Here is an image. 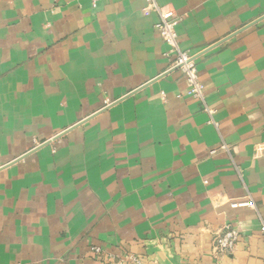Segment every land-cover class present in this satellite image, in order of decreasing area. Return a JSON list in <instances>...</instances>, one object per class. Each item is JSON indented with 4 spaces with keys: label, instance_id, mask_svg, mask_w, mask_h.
<instances>
[{
    "label": "crops",
    "instance_id": "0c3cea01",
    "mask_svg": "<svg viewBox=\"0 0 264 264\" xmlns=\"http://www.w3.org/2000/svg\"><path fill=\"white\" fill-rule=\"evenodd\" d=\"M158 2L212 115L146 0H0V264H264V0Z\"/></svg>",
    "mask_w": 264,
    "mask_h": 264
},
{
    "label": "built area",
    "instance_id": "2783aa9c",
    "mask_svg": "<svg viewBox=\"0 0 264 264\" xmlns=\"http://www.w3.org/2000/svg\"><path fill=\"white\" fill-rule=\"evenodd\" d=\"M95 3L97 0H93ZM146 8L145 11L147 12H157L160 16V20L156 25V29L159 32L160 36L165 40V42L170 46L173 52H176V66L183 70L186 76V82L188 86V92L190 95L195 97L196 99L200 100L204 109L213 114V111L207 106L205 100V91L204 85L199 77V72L197 65L195 64L194 57L188 52L181 48L178 36L177 26L181 21L182 17L176 14H172V12L167 11L161 6L158 0H146ZM211 123H216L213 118L210 120ZM222 149H228V145L226 143L220 146ZM217 149H213L212 153H216ZM234 207L238 206H255L253 200H247L240 203L232 204ZM261 233L264 235V223L261 226ZM240 236V230L237 227L232 226L231 224H226L224 229L219 234H216L214 238V252L218 253H233ZM91 252L95 255L97 261H107L112 262L117 260L116 256L107 255L104 253L101 247L99 246H92ZM130 260L137 261L138 258L135 256H128ZM106 259V260H104ZM21 264V263H18Z\"/></svg>",
    "mask_w": 264,
    "mask_h": 264
},
{
    "label": "rangeland",
    "instance_id": "374dc122",
    "mask_svg": "<svg viewBox=\"0 0 264 264\" xmlns=\"http://www.w3.org/2000/svg\"><path fill=\"white\" fill-rule=\"evenodd\" d=\"M224 229V226H223V228H222V230ZM222 230H220V232H222ZM220 232H217V234H219Z\"/></svg>",
    "mask_w": 264,
    "mask_h": 264
}]
</instances>
